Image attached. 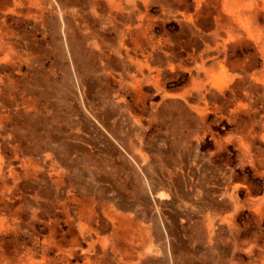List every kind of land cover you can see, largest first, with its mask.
Instances as JSON below:
<instances>
[{
  "label": "rangeland",
  "instance_id": "obj_1",
  "mask_svg": "<svg viewBox=\"0 0 264 264\" xmlns=\"http://www.w3.org/2000/svg\"><path fill=\"white\" fill-rule=\"evenodd\" d=\"M94 1L78 0L74 17L65 19L66 22H71L68 24L69 33L80 40L84 55L88 58V63L79 65L76 73L68 65V51L64 47V38L56 29V14L45 17L42 30L33 29L32 21L28 22V39L31 47L29 51L32 54L29 61L22 66L21 72L17 69L11 72L10 85L5 84L7 82L5 73H0L2 75L0 88L5 90V93L2 92L0 95V109H5V113L9 115V119L0 124V174L8 175L10 169H13L12 176L18 184L11 195L14 205L23 204L24 208L30 207L31 197L37 193L44 195L41 199L55 197L64 202L68 196L91 197L96 209L101 211L102 208L115 207L116 200L120 196L126 202L127 212L137 227L134 233L137 242L141 243L146 232L151 236L155 247L159 249L158 257L163 258L165 255L163 256L164 253L161 252L162 240L156 232L158 231L156 220L151 216L146 217L143 214L145 212L142 211L147 207L144 199L148 196L149 190H142L139 201L135 200L140 194V187L134 183L132 176L138 175L139 170L151 192L167 193L168 198L163 201L172 202V206L165 213L164 220L173 225L175 222L180 226L179 238L176 236L174 238L184 242L180 252L190 258L193 264H218V255L222 250L225 252V258H231V264H264V139L262 138L264 99L258 93L263 90V85L260 82L246 81L247 89L245 86L236 90V94L240 96H244V89L251 92V96L245 99L251 103L247 114L231 113L229 107L232 97L227 96L218 103V109L210 108L198 120L189 116L190 122H185L181 119L184 115L175 114L173 111L170 113L167 108L163 110L160 107L158 113L153 112L151 102L160 101L159 90L156 91L154 85L146 83L142 92L144 106L140 103L136 106L132 104L133 93L119 77V73L123 72L121 62L110 50L120 39L121 29L118 21L111 20L104 14L98 17L89 15V8L93 7ZM165 1H147L149 4L147 27L149 34L154 38L161 35L177 38L176 47L186 58L192 56L188 59L191 73L163 74V78L160 77V81L165 83L168 90H180L190 87L191 82L197 77L198 79L203 77L204 81L205 69L211 67L210 62L213 64L223 58V50L213 51L210 59L202 65L198 53L205 48L202 42L203 35L210 30L203 31L202 37L198 33L190 34L173 12L166 8ZM208 25H211V19ZM230 47L226 48V54L231 53ZM236 52L237 56L243 57L249 55L250 49L243 48L241 52L237 48ZM231 57L234 58L236 55L231 54ZM259 62L260 60L257 59V65L253 67L254 71H260ZM196 72L199 73L197 76H195ZM5 87H8V90ZM78 89L85 91L88 103H80ZM123 99L124 103H122ZM83 111L102 115L114 111L116 114L111 116L110 121L116 125L123 120L118 114H122V111L130 112L132 117L140 118L138 129L129 135L128 141L126 140L130 152L141 157L140 164L136 167L124 164L109 150L92 147L88 127L83 121ZM132 117L130 123L134 121ZM239 119L244 121L238 124ZM243 123H252L256 131L251 145L245 151H242L236 143ZM214 137L221 138L217 147ZM172 156H177L181 160L170 162ZM28 162L43 166V172L48 169L47 165H57V168L64 172L62 188L56 190L47 183L48 178L43 177L41 171L37 175L23 176L20 166L28 165ZM222 162L231 169L230 173L220 169ZM147 167L149 172L145 171ZM16 171L21 174L15 173ZM77 172L83 173L79 185L74 184L73 181ZM94 173L104 176L109 174V178L102 180L101 183L91 182L90 175ZM155 175H162L175 187L168 191L159 188ZM3 176L0 175V178ZM226 176L229 177L232 185H235L234 213L237 226L218 237L215 241L216 246V244H208L199 237L197 231L199 226L202 223L207 225L210 216L198 211L203 205L201 204L204 199L202 189L205 186L217 187L219 198L227 196L224 189ZM179 177L188 180L185 187H180ZM108 187L109 190L105 193L104 189ZM182 189L189 193L187 198H182L184 202L178 198ZM107 193L108 196H105ZM112 195L114 197H110ZM256 205H263L259 214L253 210ZM193 209H197L195 215L191 213ZM226 210L221 214L223 218L232 211ZM170 215L173 217L170 218ZM37 226L41 227L42 224ZM61 226L64 229L71 227L63 223ZM25 228H22L18 235L8 234L2 238L1 255L11 256L17 252L23 254L27 252L29 240L35 235H29ZM40 233L44 234L45 231ZM192 234L194 236H191ZM207 253L210 256L212 254L211 259L205 257ZM182 254L178 252L176 255L182 256ZM172 263L173 259L161 260L155 264Z\"/></svg>",
  "mask_w": 264,
  "mask_h": 264
},
{
  "label": "bare ground",
  "instance_id": "obj_2",
  "mask_svg": "<svg viewBox=\"0 0 264 264\" xmlns=\"http://www.w3.org/2000/svg\"><path fill=\"white\" fill-rule=\"evenodd\" d=\"M147 1L153 0H95L93 7L89 8V13L86 12L94 17L104 14L107 18L118 21L121 29L120 39L114 45L112 43L113 46L110 50L121 62L120 66L123 68V72L119 73V77L133 93L132 104L137 106L140 103L144 106L142 92L145 83L154 85L156 91L159 90L160 101L151 102L153 112L158 113L160 107L163 110L167 108L170 113L173 111L175 114L184 115L181 119H184L185 122H190L189 116L198 120L210 108L218 109V103L227 96L232 97L229 107L231 113L239 115L248 111L251 103L245 99L251 96V92L246 90L248 87L245 85L246 81L260 82L263 85V90L258 93L264 99V0L165 1L166 8L173 12L190 34L198 33L202 37L203 31L210 30L203 35L202 42L205 48L198 53L202 65L207 59H210L213 51L223 50V58L213 64L210 62V68H206L208 64L205 67L204 81L203 77L202 79L197 77L191 82L190 87L180 90H168L165 83L160 81V77L163 74L191 73V64L188 59L192 56L186 58L176 47L177 38L169 35L154 38L149 34L147 27V24L149 25V13L147 12L149 4ZM77 2L78 0H0V73L4 72L7 77L6 86L10 85L11 72L16 69L21 72L22 66L29 61L32 54L29 51L31 47L28 39V22L32 21L33 29L42 30L44 19L49 14H56V29L64 38L69 67L76 73L79 70V65L88 63L80 40L69 33L68 24L71 22L65 21L67 18L74 17L77 11ZM209 19H211V25H208ZM228 46H231L230 54H226ZM237 48L241 52H243V48H249V55L237 56ZM231 54H235L236 57H231ZM125 58L126 60H123ZM257 59L260 60L259 72L253 69L257 65ZM79 60L80 64L77 65ZM193 60L195 61V58ZM198 74L196 72L195 76ZM1 79L2 75L0 74V83ZM245 86L244 96L236 94L237 89H243ZM5 88L8 90V87ZM2 92L5 93V90L0 88V95ZM85 94V91L78 89L81 104L88 103ZM124 102L123 99L122 103ZM115 114L114 111H108L104 115L83 111V121L88 127L92 147L109 150L124 164L136 167L140 164L141 157L130 152L127 139L131 133L136 131L135 129H138L140 118L132 117L130 112L122 111V114H118L123 120L116 125L110 121L111 116ZM131 117L134 119L132 123H130ZM8 119L9 115L5 113V109H0V124ZM255 134L256 131L252 127V123H243L236 138L237 146L242 151L248 150ZM51 135L53 136V134ZM262 138L264 139V136ZM220 139L214 137L216 147L220 145ZM157 148L159 149V147ZM180 160L181 158L177 156H172L169 159L173 163ZM27 164L20 166L23 176L37 175L41 171L43 177L48 178L46 179L47 183L54 186L56 190L62 188L64 172L57 168V165H47L48 169L43 172V166L40 164L31 162ZM220 165L222 166L220 169H223L225 173L231 172L226 163L222 162ZM12 170L11 168L8 175L0 174L3 176L0 178V245L3 241L2 238H5L6 235H18L25 227L29 235L34 234L35 236L29 240L25 254L19 252L11 256L0 254V264H155L161 260L171 261L172 259V264H193L190 258L180 252V248L184 247V242L181 239L178 240L179 242L176 240L179 238L180 226H177L175 222L173 225L164 220L165 213L172 206V202L163 201L168 198L166 197L167 193L163 191L151 192L139 170L138 175L132 176L134 183L140 187V194L135 197V200L139 201L142 190H149L148 196L144 199L147 207L142 211L145 212L143 214L146 217L151 216L156 220L158 229L156 232L162 240L161 252L164 253L163 256L165 255L163 258L158 257L159 249L155 247L151 236L146 232L141 243L137 242L138 240L134 236L137 227L127 212L126 202L120 196L116 200L115 207L102 208L100 211L96 209L91 197L68 196L64 202L55 197L41 199L44 195L36 193L34 197H31L32 205L24 208L23 204L14 205L13 199H11L14 189L18 186L12 176ZM32 171L34 172L31 173ZM145 171L149 172L148 167ZM82 177L83 173L77 172L73 180L74 184L79 185ZM106 178H109V174L104 176L94 173L90 175L89 180L101 183ZM155 178L161 189L165 188L168 191L175 187L162 175H155ZM187 181L183 177L178 179L180 187H185ZM225 181L226 197H218L217 187L205 186L202 189L204 199L201 204L203 205H200L201 209L198 212L206 213L210 217L209 223L207 225L202 223L197 231L199 237L208 244L215 245L218 237L237 226L234 213L235 185H232L228 176ZM104 190L106 193L109 187ZM181 192L178 198L184 202L189 193L183 189ZM105 196H108V193ZM110 197H114V195ZM262 206L256 205L253 210L259 214ZM226 209L232 211L223 218L221 214ZM196 210H191V213L195 215ZM172 217L170 215V218ZM62 223L71 227L64 229L61 226ZM38 224H42V226L38 227ZM43 230L45 233L41 234L40 232ZM174 236L177 238L175 239ZM178 252L182 256L176 255ZM208 254H205V257L211 259L212 254L211 256ZM224 254L223 250L219 252L218 264H231V258H225Z\"/></svg>",
  "mask_w": 264,
  "mask_h": 264
},
{
  "label": "crops",
  "instance_id": "obj_3",
  "mask_svg": "<svg viewBox=\"0 0 264 264\" xmlns=\"http://www.w3.org/2000/svg\"><path fill=\"white\" fill-rule=\"evenodd\" d=\"M250 111V109L248 111H246L245 113H241V114H247ZM242 120V121H241ZM241 121V122H240ZM244 120L243 119H239L238 124H241Z\"/></svg>",
  "mask_w": 264,
  "mask_h": 264
}]
</instances>
